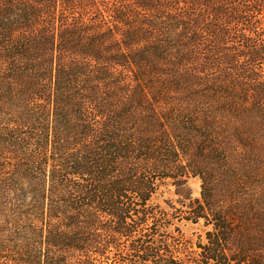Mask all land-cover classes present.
I'll return each instance as SVG.
<instances>
[{
	"label": "trees",
	"instance_id": "trees-1",
	"mask_svg": "<svg viewBox=\"0 0 264 264\" xmlns=\"http://www.w3.org/2000/svg\"><path fill=\"white\" fill-rule=\"evenodd\" d=\"M0 264H264V0H0Z\"/></svg>",
	"mask_w": 264,
	"mask_h": 264
},
{
	"label": "rangeland",
	"instance_id": "rangeland-1",
	"mask_svg": "<svg viewBox=\"0 0 264 264\" xmlns=\"http://www.w3.org/2000/svg\"><path fill=\"white\" fill-rule=\"evenodd\" d=\"M180 193L183 194L184 197L199 199L201 197V180L199 178L189 179L186 185L180 189ZM179 200L183 199L176 194V187L170 186L169 188L164 187L160 190V195L154 200V204L162 213L171 215L173 211L172 207L175 206L178 209H182L178 202ZM186 219V214L178 211L176 214L174 213L172 215V218L162 221L161 225H173V236H178L177 238H181L182 240L191 243L190 246L193 250H197L196 245L198 243H206L205 233L207 229L203 227L202 222L200 224H192L187 222Z\"/></svg>",
	"mask_w": 264,
	"mask_h": 264
}]
</instances>
